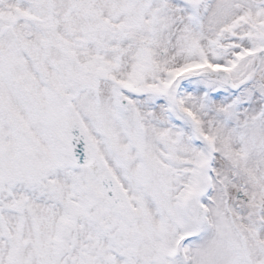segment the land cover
<instances>
[{"label": "snow or ice", "instance_id": "6c2138e0", "mask_svg": "<svg viewBox=\"0 0 264 264\" xmlns=\"http://www.w3.org/2000/svg\"><path fill=\"white\" fill-rule=\"evenodd\" d=\"M0 264H264V0H0Z\"/></svg>", "mask_w": 264, "mask_h": 264}]
</instances>
